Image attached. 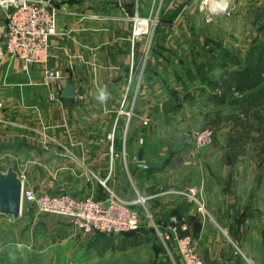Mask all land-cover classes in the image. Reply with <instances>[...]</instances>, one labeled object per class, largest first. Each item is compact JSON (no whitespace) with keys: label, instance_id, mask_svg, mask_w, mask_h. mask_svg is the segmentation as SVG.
Instances as JSON below:
<instances>
[{"label":"crops","instance_id":"0c3cea01","mask_svg":"<svg viewBox=\"0 0 264 264\" xmlns=\"http://www.w3.org/2000/svg\"><path fill=\"white\" fill-rule=\"evenodd\" d=\"M53 1L57 35L49 40L47 69L58 71L62 90L69 84L74 96L65 104L60 92L52 101L55 83L44 85L40 68L22 72L17 61L0 63V170L11 165L23 189L33 193L104 200L110 192L128 203L144 199L139 232L97 238L93 246L117 245L126 252L136 239H153L154 225L179 223L189 229L205 264H264V159L217 157L221 171L213 174L208 162L195 160L186 133L173 147V138L193 130L200 116L224 112L264 85V64L249 62L253 51H264V0H226L228 13L209 24L201 21L199 0H165L158 17L152 16L155 0ZM144 22L158 25L148 61L139 66L149 33L133 31ZM222 52L238 63L195 61ZM253 70L258 78H246ZM100 89L108 94L104 103L96 99ZM120 108L131 109L128 122L117 118ZM237 113L231 108V122L222 124L220 135L238 131L232 122ZM115 119L116 157L108 178L105 136ZM221 140L213 143L219 157L229 152ZM194 187L197 205L190 199ZM62 227L43 225L56 235Z\"/></svg>","mask_w":264,"mask_h":264},{"label":"rangeland","instance_id":"374dc122","mask_svg":"<svg viewBox=\"0 0 264 264\" xmlns=\"http://www.w3.org/2000/svg\"><path fill=\"white\" fill-rule=\"evenodd\" d=\"M163 3H165V0H155L152 16H159ZM148 25L149 34L147 36L149 37L145 36V48L143 55L138 61L139 66L145 65L148 61L147 57H149V54H146V50L148 51L153 44L152 36L154 31L157 30L158 23L156 26L152 24ZM148 40L150 42L149 46H147ZM203 58L195 61L197 63L213 62L215 64L238 63L236 56L227 55L223 52L210 58V60L205 59V57ZM249 62L251 64L255 63L256 65L264 64V51L259 49L253 51L250 54ZM2 64L4 65L6 62ZM252 72L256 73L258 78L257 71L253 70ZM261 72L264 73L263 71ZM187 75L189 76V74ZM188 76L185 74L186 78ZM193 77L199 79L201 76H199L198 71H195ZM253 89H250V93L244 94L239 100H234L229 103L226 107L228 110H225V113L220 110L219 112L212 111L204 116H200L196 120L197 126L193 130L188 133L186 129L184 132L176 135V138H173V147L177 145L175 141L178 138L180 142L182 139H185L183 137L185 133L189 137L191 132L209 130L213 133V140L208 147L196 150L192 145V141L190 139L189 141L191 143V150L195 154V157L193 156L195 160L201 158V160L208 162L207 167L211 173L214 174L219 171L220 167L216 165L217 157L263 160L264 85L260 88L254 87ZM233 107L238 113L232 122L239 129L229 136H224V134L220 135L221 127L223 125L225 127V124L231 122L230 111ZM216 137L222 139L218 144L224 145L229 150V152L220 157L218 156L217 150H215L216 145L213 146L216 143ZM118 140L123 142L121 138ZM231 149H233L232 156ZM8 166L11 165L8 164ZM5 169V166H3L2 170ZM196 188H192L195 194L198 191ZM23 190L28 191L26 189ZM33 194L43 196V193ZM196 201L191 200L192 204H196ZM144 208L139 206V214L143 215L146 212ZM43 217L45 218L44 223ZM52 220L54 221L50 222L48 217L38 213L32 206L25 202L22 204L21 216L17 220L14 221L11 218L0 216V264H180L173 245L171 243L161 242L154 230H151L154 233L153 239L144 242H138L136 239L132 249L125 252L119 250V248L117 249V245H115L116 248H108L104 247V245L102 247L92 245V241L97 238L108 239L117 236H87L76 232L65 218L57 217ZM58 224H62L63 227L57 235L55 231L45 232L43 229V225L47 227V225ZM55 228L59 230L58 227L55 226ZM55 228L54 230H56ZM126 236L121 235L118 237L124 238ZM43 239H52V243L50 241L48 244H43Z\"/></svg>","mask_w":264,"mask_h":264},{"label":"built area","instance_id":"2783aa9c","mask_svg":"<svg viewBox=\"0 0 264 264\" xmlns=\"http://www.w3.org/2000/svg\"><path fill=\"white\" fill-rule=\"evenodd\" d=\"M105 1V0H98ZM119 3L120 0H113ZM226 0H199L197 11L203 24L211 23L222 9L219 4ZM58 10L53 0H0V63L9 64L17 61L22 72L30 68H40L43 74V84L55 83L51 100L57 101L62 90V76L56 70L47 69L49 58V40L57 35ZM142 22H138L140 24ZM145 23V22H144ZM148 34V25L139 31L134 28L133 35ZM1 107V103H0ZM118 116H125L127 122L132 117V111L119 109ZM117 119L111 130L106 134L105 141L109 144V174L114 156L113 144L116 139ZM142 126H147L143 120ZM196 150L208 147L213 140L209 130L194 131L189 136ZM142 170H148L147 165H138ZM107 178V179H108ZM106 181L101 182L105 186ZM109 192V191H108ZM193 194L190 199L196 201ZM27 203L38 213L65 218L83 235L121 236L139 232L142 229V216L137 207H144V199L137 197L133 202H124L109 192L104 200L92 198L75 199L67 195L36 196L32 192L22 190V204ZM145 220L149 221L148 215ZM158 238L163 243H171L180 260V264H205L199 257L190 231L186 225L171 223L166 226H153Z\"/></svg>","mask_w":264,"mask_h":264},{"label":"water","instance_id":"95a60500","mask_svg":"<svg viewBox=\"0 0 264 264\" xmlns=\"http://www.w3.org/2000/svg\"><path fill=\"white\" fill-rule=\"evenodd\" d=\"M219 6L222 9L219 15L228 13L229 6L226 1H222ZM60 96L65 104H69L74 96L71 85L66 84ZM138 161H141L140 155H138ZM22 190V179L12 166L0 170V216L11 218L14 221L21 216Z\"/></svg>","mask_w":264,"mask_h":264},{"label":"clouds","instance_id":"9594fccd","mask_svg":"<svg viewBox=\"0 0 264 264\" xmlns=\"http://www.w3.org/2000/svg\"><path fill=\"white\" fill-rule=\"evenodd\" d=\"M96 99L100 103H104L108 99V94L104 89H100L96 95Z\"/></svg>","mask_w":264,"mask_h":264},{"label":"trees","instance_id":"16d2710c","mask_svg":"<svg viewBox=\"0 0 264 264\" xmlns=\"http://www.w3.org/2000/svg\"><path fill=\"white\" fill-rule=\"evenodd\" d=\"M246 78H250V79H257V75H256V73H253V72H251L250 74H248L247 76H246Z\"/></svg>","mask_w":264,"mask_h":264},{"label":"bare ground","instance_id":"6f19581e","mask_svg":"<svg viewBox=\"0 0 264 264\" xmlns=\"http://www.w3.org/2000/svg\"><path fill=\"white\" fill-rule=\"evenodd\" d=\"M151 22V21H150ZM155 23V22H154ZM145 27V24L143 23L141 29L139 28V30H142Z\"/></svg>","mask_w":264,"mask_h":264}]
</instances>
